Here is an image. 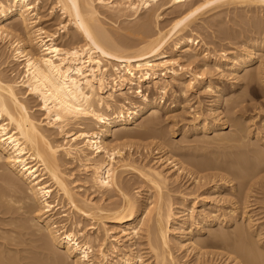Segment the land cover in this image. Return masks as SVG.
<instances>
[{
    "label": "bare ground",
    "instance_id": "obj_1",
    "mask_svg": "<svg viewBox=\"0 0 264 264\" xmlns=\"http://www.w3.org/2000/svg\"><path fill=\"white\" fill-rule=\"evenodd\" d=\"M38 1L40 2L41 0H36L37 3H39ZM158 1L159 0H55L56 7L59 8L62 14L68 18L69 25L76 28L75 31H78V34L80 33L85 41V43L82 44L83 46H80L78 45V37L76 34H69L67 41L69 42L68 45L70 46H67L68 48H63L61 46L62 43L60 44V42H57L59 38L57 36V32L49 34L48 32L44 31L43 28L37 25V19L39 15L38 12L40 8L39 4L32 0H0V43L1 41L8 39V44H10L9 48L11 49L12 54V61L15 62L18 67L23 66V71L21 74L22 77H19V81L14 79L9 80L8 77L3 75V72H0V163L4 162V167L0 166V214H11V216H13L12 214L15 212L23 211L24 213L28 212L32 215L36 212L38 207L40 213H35L33 217L31 216L32 218L30 217V220H32L31 223L34 224L33 229H31L32 232H30L31 230L29 228V224L27 229L30 231H26L27 233L21 232L24 229L21 231L19 230L20 232H17L11 228L12 230L8 231L13 233V235H19L18 237L20 239H17V242L18 240H21V238L26 239L27 237L24 238L25 236H33V239H30L31 244L33 241L34 243L41 242L40 244H42V246L39 243H37L39 246L36 245L35 247V244L34 246H31L35 248L40 246L42 247L39 248V251L41 249L40 252L37 249V251H35L37 256L40 255V257L47 261L45 262L47 264H89L92 262L90 260L91 255L95 256L92 258H98L100 256L102 258L103 264H112V262L116 258H119V256H121L123 259L122 264H146L147 261V264H182L183 262L180 263L181 261H178L182 258V256L179 259L174 257L175 254L173 255L172 253L174 249L171 246L175 245L176 248L179 247L180 249H183L182 247L186 245H183V242L181 241L182 236L177 233L180 230H183L181 234L186 232L184 231L185 229L182 228L188 223L187 219L189 218H192L193 221L195 219L197 231H199L202 225H207L209 227L211 225L217 224L222 225V230L220 229L214 232L208 231L210 233L209 237H207V240H209L210 243L206 245V240V243L202 246H214L213 248L221 247V249H225L226 254L221 255L220 253L221 264H264V252H262L264 250H262L260 247H257L258 241L256 242V240H254L258 251L257 248H250L252 245L255 246V244H252V239L250 242V239L248 238V235L251 234L250 228L252 229L251 223H253V221L251 220L252 216L250 217V213H247L246 210L249 209L250 206L256 204H252V201L249 200L250 197L248 194H246L247 192L245 195L248 197L244 195L245 189H248L247 191H251V188L248 186L250 182L247 179L245 180L248 182L244 180V182H242L243 185L240 186L242 188L239 187L243 190L242 194L244 197L240 195L236 196L237 199L234 200L235 202L229 205L231 207L227 208V210H230L229 212L227 211L228 213L225 211V214L220 212L221 208L217 207V209H219L217 212L223 214L212 216V214L215 212L213 209L216 206H213L212 208L210 206L212 211H209L207 214L208 209L205 210L206 215H204L205 213L203 214L200 212L197 216H202V219L200 221L198 220L197 222L196 219L198 218H195L194 216L196 211L194 209L195 207L191 209L189 208V212L192 211V214L190 212L192 217L190 216L188 218L186 216L187 219H185L184 215H182L184 211L179 210L177 212L176 210L175 212L176 208L182 209L181 204H184L186 199H184L180 205L178 204L177 207L174 206V203H172L170 200V192L167 190L168 188L165 187V185L169 183L168 176L166 177V175L161 170L155 169L153 167L147 168V166L150 165L149 163H147L148 165L146 166L143 165V163H137V161L139 162L140 159L137 161L133 160L132 156L134 155L124 156L120 149L121 145H108V139H110L115 134V132L118 131L117 129L120 128L126 131L129 125L136 124L146 113H152L151 116L153 123L160 121V117L158 118L156 114L161 108L160 102L153 99L152 96L148 94L149 87L145 88V91L142 90L143 86L149 83L152 77L154 79L166 77L167 73L169 72L175 82H177V80L183 81L182 86L186 87L188 91L189 88L192 89L191 87H193L192 82L197 83L196 86L198 87L203 85V87L209 91H215L213 85L206 82V79L208 78V76L206 78V73L209 75L211 74L210 71L207 72L205 70L206 73L202 72L200 74L196 73L197 71L195 69V73L190 72V77H192V79L185 80L183 76L178 73L179 70L176 71L173 67L169 68L163 59L167 57L171 50L174 54H182V49H185L183 51L185 54L184 59L188 60L189 62L193 60V63L197 61L198 57L203 55V62L205 63L204 67L206 68L207 66H210V64H213L218 69H229L228 67L234 64L233 66L235 69L233 72H239L241 70L247 69L248 67L252 66L254 62L259 60L258 55H260L259 51H261V46L259 45L260 43H256L252 46V49L247 50L246 52L244 51L245 54L240 56V58L238 57L239 59L237 58V61L235 62V56H217L207 52V50H202L199 52V50L195 49L194 46H199L200 41L194 39L192 35L197 30L195 25L197 24V21H200V17L209 13V10L211 12L212 8L216 10L223 6H242L247 8L251 13L257 14L258 12L260 15L259 17H261L264 22V16L262 15L264 13V0H215L205 4L202 2L206 0H199L201 4L198 2V5H193V0H189L188 2L190 3L187 2L189 5H185V7L175 11L176 19L170 23L171 26L170 28L168 27L169 29L167 30H162L164 28L162 27L161 29H158V31L155 30V32H157L154 33L146 24L136 25L135 29L130 31L132 35L137 37L135 38L137 40L133 42H129V40L128 42L124 41L113 35L102 23L103 20L101 21L100 18L101 12L97 6L100 4V6L109 11V13H119L120 16L116 14L117 17L119 16V18L122 17V13L125 14V12H132V16L138 18L140 16L139 13L142 12L143 9H145V12H147L152 6L151 4ZM185 1L186 0H168L167 4L169 7H175L181 5ZM184 4L181 6H184ZM163 5L165 4L163 3ZM161 8H152V11L153 13L155 12L154 10L158 12ZM155 15L159 20L160 15L157 13H155ZM13 19L16 22L12 23L13 25L10 27L9 23ZM166 24L167 23H165V25ZM249 24H251V22ZM156 26L153 27L156 28ZM65 27L66 26L63 28L65 29ZM256 31H258L259 34L262 33V31L264 32L263 25L257 28ZM190 33L192 34L190 35ZM196 36L197 35H195V37ZM173 41L175 42V45L174 47L170 48L169 45L171 42L173 43ZM261 42L263 44L262 40ZM228 53L235 55V52L233 51ZM110 59L112 61H117L118 64H113ZM195 59L196 61L194 62ZM105 61L107 64H105ZM3 64L4 62L1 63L0 61V67ZM158 69H161L160 72H158ZM181 69V71H183V68ZM263 70V68H260L257 69L255 73L248 72V74L244 76V79H247L246 88L248 90L252 91L255 89L257 81L262 79V73H264ZM135 85L138 86L139 96L143 98L142 105H136L126 93L127 87L128 92H130V90L133 89V86ZM115 87L118 88V90ZM166 89L167 85H156V90L163 92V94L166 93ZM108 90L112 92L109 91L110 93H108L107 97H104L103 94L107 93ZM115 91L118 92V98L116 100H114L113 96V92L115 93ZM180 91L182 92V89ZM29 96L35 97V99L37 98V100H39L41 103L40 105L38 104L40 107L37 106V108L39 107V110L43 111L45 114L43 117L47 122L44 121L46 122L44 126H47L49 129H57L61 132V134H63L64 137L70 138L67 144H54L55 141L53 142L50 139L51 136L46 134L42 126V123H44L43 120L40 122L34 117L33 114H31L32 112L30 113L31 107L33 110L35 106L30 107L32 104L28 105L27 100H25ZM221 100L222 97H220L219 102H221ZM240 105H242V101ZM233 107H235V105ZM236 107L234 109H236ZM239 107L241 108V106ZM107 111H112V118H110L111 114L109 116ZM232 118L230 119L231 122L233 121L232 126L238 125L236 124V119L232 120ZM86 121L91 123H86ZM216 121L217 120L214 121L212 126H210L211 123L202 122V124H204L203 128L206 129V134L211 129H213L214 132H221L219 131L221 126L220 124H216ZM153 123H149V125ZM75 124L80 127V130L77 133H73V131L70 129L71 126ZM226 124L227 123L225 122V125L221 129L227 128L225 127ZM93 125L97 127V131H95L96 129L92 127ZM126 133L127 132L121 133V136L125 135ZM222 135L221 133L215 134L213 138L217 136V139L219 138L220 140L224 142L226 141L227 143L231 142V136V138H228L227 136L226 138ZM240 137H235L234 140H236V138L238 140ZM220 140L218 143H220ZM61 152H63L64 157H69V159L80 163V165L91 174L89 181H86V183H91L89 185L90 187L88 186L89 189L86 188L87 186H81L78 189L84 188V194L88 192L87 190H92V194L94 195L96 193L105 195V193L109 192L110 190H116L119 194V201L121 198V202H117L116 200L113 201L115 203L110 202V204L105 203V205H100L101 202L97 203L91 200V198H85L86 195L80 196L76 191L77 187L73 188L72 186L73 184L75 185L76 182H70L68 180L70 176L63 172L65 170H62V159H60L59 156ZM100 155L103 156L100 158ZM98 157L100 159H98ZM117 157L119 160H117ZM212 163L214 165L212 164L206 167H204L205 164L203 165L202 163L199 165V168L197 165H194L198 168H196L198 172H193V174L196 175L194 179L195 181H198L197 183H200V180L203 181V179L205 181L209 180L210 183L212 181H217L215 187L217 188L218 183L224 181V184L221 183V185H219L221 186V189L224 186L227 189H232L231 191H233L234 186L227 185L232 182L231 178L235 179L239 178L240 176V178L243 177L251 179V177H254L255 175V173L253 175L254 171H248L250 170L248 166H251L248 163L245 166V170L238 166L239 169H242L239 171L237 169L234 170V168L233 170H230L228 166L229 173L227 170L226 171L228 176L230 175L231 177L228 178L227 175H221L219 168L222 166L219 165L217 167L218 164L216 165L214 162ZM206 170H218L220 174H218V171H216L217 173L215 174L208 176L205 175L203 177L201 175L200 177L199 171L202 172ZM251 170L253 169L251 168ZM125 173L140 175L143 179H145L144 181H147L148 184L150 183V187L148 186L150 190H147H149V192L154 190L155 194H153L155 197L152 195L151 200L153 202H151V204L149 203V201H151L149 197H146L145 200H147L146 203H149L147 205L148 207L149 205H152L151 208L149 207L148 209L147 207H144L145 203L140 204L136 200V196H139L141 191L137 190L138 192L136 191L135 194H133L131 190L132 187L130 188V186H127L128 183H124L123 174ZM227 179L229 180L227 181ZM172 183H175V181ZM204 183L201 182L200 184ZM255 183H253V185H255ZM259 183V187H264V181ZM23 186H26L27 190H25ZM143 186L144 185H142V187ZM199 187L204 186L202 185ZM133 190H136V187ZM165 190L167 194L164 193ZM55 191H57L59 195H62L63 201L65 200L69 204L70 208L73 210V216H79L80 218L87 221L92 220L95 222L97 220L102 221L103 223V221L105 222L106 220L109 221V223L117 224L119 226L117 228H121L120 234L122 239L124 238L123 240L134 241V239L144 236L147 239V244L146 246L144 244L145 248L143 249H145V251H142L143 254H146L145 257H147V261L143 260L145 258L143 255H135V253H133L135 249L133 247L134 245L132 246L129 244L130 246L128 248L126 247L127 250H122L123 252H119V247L121 246L120 241L122 240L120 238V240H117V243H111V248L106 250V240H108L106 238L107 235H109V230H106V234L104 235L106 237L103 238L100 237L99 232H94L84 236V231L87 227H82V221H78L79 223L77 222L78 225L76 224V228L74 222H72L74 229H71L70 232L64 230L66 227L60 226V222L54 218L58 216V213L57 215L53 214L56 206L53 205L55 200L54 202H50L51 200L49 201ZM236 193L232 195L233 199L235 198L234 196L239 192L237 194ZM197 199L200 200L197 201L195 205L198 203L202 205L207 203V199L202 195ZM256 203L258 202L256 201ZM208 205L209 204H206V206ZM202 210H204V208ZM61 213L59 212V214ZM238 215H241L240 219L242 218L243 221L247 220V225L251 224L248 227L246 226L247 229H240L239 226L236 228H239L240 230H235V227L232 228V223L235 221L237 222L236 216L238 217ZM16 219L14 220L13 217L14 221H17ZM96 223L99 224V222ZM11 224L12 223H10V225ZM13 225H15V222ZM243 226H245V224ZM34 227H36L37 230H35ZM17 228H20V226L18 225ZM231 229H234V231ZM103 230L104 229H102V231ZM2 231L7 233V230ZM3 232H0V237L8 236L7 238H11V233H8L10 235L9 236L8 234L5 235ZM193 233L194 232H192V235ZM258 233L259 232H257V234ZM34 236L36 238H34ZM259 236L255 237L258 238ZM5 238L6 237L2 239L6 240ZM2 239L0 238V240ZM26 240L27 242L30 241L28 239ZM23 241H20L19 243L25 244L26 241H24V243ZM44 241L45 243L43 244L42 242ZM4 242L2 243L4 245H2L3 247L0 245L2 248V250L0 249V264H35L33 261H36L34 260L37 257H35L36 254L34 256L31 255L34 258L32 260L31 256L28 257V255L23 254L22 251L24 249L22 248V250L19 249L16 251L17 257L15 256L16 258H14L16 260H12L11 258H13V253L11 254V252L14 250L10 248L12 246L11 243H15V245L19 246L20 244L16 242L15 238H12L10 242L6 241L7 243L5 242V244ZM172 242L173 244H176L172 245ZM249 242L252 245H250ZM195 243H193V246L195 245L196 247ZM247 243H249L250 247H248L250 249L247 247ZM253 249H256V252ZM259 249H261V253L259 252ZM60 250L62 253H60ZM32 251L33 249L31 250L30 254L35 253V251L33 253ZM201 251L202 250L198 252L201 253ZM205 252L206 256H208V254H212L207 253L208 251L205 250L203 254ZM200 253H198L200 256L197 255L198 257L194 259L196 264H204L202 262V258L204 257L201 255L202 253ZM26 254H28V252ZM199 257H201L202 261ZM185 259H187V257ZM37 261L40 262L39 258ZM209 263L212 264L213 261L212 263L208 262L207 264Z\"/></svg>",
    "mask_w": 264,
    "mask_h": 264
},
{
    "label": "rangeland",
    "instance_id": "obj_2",
    "mask_svg": "<svg viewBox=\"0 0 264 264\" xmlns=\"http://www.w3.org/2000/svg\"><path fill=\"white\" fill-rule=\"evenodd\" d=\"M32 1L37 3L36 0H32ZM188 1L189 0H186L185 2H183L181 4V5H183L185 3L184 6L178 5L175 7L174 6L169 7V5L167 4L168 0H164V2H163V0H159L156 3H152L151 4L152 6L150 7V9L147 12H145L146 10L143 9V11L139 13L140 16L138 18L132 16L133 15L132 12H130V13L125 12V14L122 13V15L124 17L121 15L122 16V17H120L121 19L119 18V16H120L119 13L110 12L111 13L110 14L109 11H107L105 8L101 7L100 4L97 3L98 4L97 6L101 12L100 18H101V21L102 20L104 21V22L102 21V23L105 25V27L113 35H115L119 39H122V40L127 41V42H128V40H129V42H133V41L137 40V39H135L137 37L132 35L130 33V31H133V29H135L136 25L146 24L147 26H149V29L151 31H153L154 33H156L158 31V29H161L162 27H164L162 30H167L171 26L170 23L173 22L174 19H176L175 11L180 10L182 7H185V5L186 6L189 5L188 3H190V2H188ZM200 1L199 0H193L194 4L193 3L192 4L198 5L197 4L198 2H199V4H201ZM212 1H215V0H206V1H203L202 3L205 4V3H210ZM163 3L165 5H163ZM37 4L40 5L39 12H38L39 15H38V19H37L38 23H39V24L37 23V25L39 27L43 28L44 31L48 32L49 34L50 33L53 34V33L57 32V36L59 37L57 42L58 43L60 42V44L62 43L61 46L63 48H68L67 46H70V45H68L69 42L67 41L69 34H72V35L76 34V36L78 37L77 38L78 45L83 46L82 44L85 43L84 38L81 36L80 33L78 34V31L77 32L75 31L76 28L69 25L68 18L62 14V12L60 11L59 8L56 7L55 0H53V1L52 0H41ZM199 6H201V5H199ZM155 7L156 8L164 7V8H161L158 12H156V10H154L155 12L153 13L152 8L156 9ZM175 8H176V10H175ZM211 10H212L211 12L209 10V13L206 12L207 13L206 15H203L202 17H200V19H199L200 21H197V24L195 25L197 30L194 32L195 34L193 33L192 37L194 39H197V41H200L199 46H196V45L194 46L195 49L199 50V52H201L202 50H207V52L215 54L217 56L218 55L219 56H235L234 60L236 62L237 58L238 57L240 58V56L244 55L247 50L252 49V46L254 44L260 43L259 45L261 46L260 47L261 51H259L260 55H258L259 60L254 62L252 64V66L248 67L247 69L241 70L239 72H233L235 69V67L233 66L234 64H232V66L228 67L229 69H227V68L218 69L213 64H210V66H207V68H206V67H204L205 63L203 62V60H204V58L202 57L203 55L202 56L200 55L201 57H198L197 61H196V59L194 60V62L196 61L197 63L196 62L193 63V60L190 61L191 62L190 63L188 60L184 59L185 54L183 53V51L185 49H182L183 50L182 54L181 53H179V54L175 53L174 54V53H172V50H171V52L168 53L167 57H165L163 59V61L166 62V65L169 68L173 67L176 71L179 70L178 73L181 74L185 80L192 79V77H190V72L195 73L197 71L196 73L201 74L202 72H205V70L207 72L210 71L211 74H209V75H208V73L205 72L206 78L208 76V78H207L208 80L206 79V82L213 85V88L215 91L210 90L211 91L210 92L208 89L204 88L203 85L198 87V86H196L197 83H194V82H192V84H193V87H191L192 89L189 88V91H188V89L186 87L182 86L183 81L177 80V82H175V80L172 79V76L169 72L167 73L166 77H160L159 79H154L152 77V79L149 81V83H147L146 85L143 86L142 90L145 91V88L149 87L150 92L148 91V94L151 95L153 99L160 102L161 108L158 110L159 112L156 113L158 118L160 117V121L158 119L159 122L153 123L152 122V116H151L152 113L151 112L146 113L143 115V117L136 124L129 125L128 126L129 129L127 128L126 131L122 130L120 128L117 129L119 131V132L116 131L118 134L115 132V134L110 139H108V142H109L108 145H110V144L111 145L114 144L117 146L121 145L120 149L123 152L124 156L134 155V156H132L133 160L137 161L140 159L139 162L137 161V163H139V164L143 163V165H145V166L148 165L147 163H149L150 165L147 166V168L153 167L155 169L161 170L166 175V177L168 176V178L170 180L168 179L169 183H167L165 185V187H167L168 189L167 188H165V189H167L170 192V194H169L171 197L170 200L172 203H174V206L177 207L178 204L180 205V203H182V201L184 199H186L185 203L181 204L182 209L176 208L175 212H176V210H177V212L179 210L184 211L182 215H184V218L187 219V217L189 218L192 214V211H190L191 212V214H190L189 210L191 208L195 207L194 209L196 211L194 210L195 211L194 216H195V218H198V219H196L197 222H198V220L200 221L202 219V216H199V217L197 216L200 212L204 214L206 212L205 210L208 209L207 210V214H208L209 211H212V209H210V206H211V208L213 206H216L213 209V211H215V212H214V214H212V216L213 215L218 216V214L222 215L223 213L225 214V212L228 213L230 210H227V208L231 207L229 205H231L232 203L235 202L234 200L237 199L236 196L240 195V196L244 197L242 194L243 190L240 189L242 187H240V186L243 185L242 182H244V180L247 179L250 182L248 184V186H249V188H251V191L250 190L247 191L248 189H245L244 195L247 192L246 194H248V196L250 197L249 200L252 201V204H256V205L250 206V208L246 210L247 213H250L249 216L250 217L252 216L251 220L253 221V223H251L252 225L250 224L252 229L249 227L251 234L249 233L250 235H248L249 236L248 238L250 239L249 240L250 242L252 239V244H255L254 240H256V242L258 241L257 242L258 246L256 244L254 246L249 242L250 245H252L253 247L252 246L250 247L249 243H247L248 244L247 247L249 246L251 249L260 247L262 250H264V247H262V246H264V224H263L264 223V192H263L264 187H259L260 185H258L259 182L264 181V161H263L264 160V133H263L264 132V73H262L263 74L262 79L260 81H257L256 87L252 91H250L246 88L247 79L246 80L244 79L245 78L244 76H246V74H248V72L249 73H251V72L255 73L257 71V69H260V68L264 69V32L262 31V33L259 34L258 31H256V29L259 28L260 26L263 25V27H264V22H263V19H261V17H259L260 15L258 14V12H257V14L251 13L248 11L247 8L242 7V6H239V7L236 5H231L229 7L223 6V7H219L216 10H214L213 8ZM155 13L160 15L159 20L156 18ZM116 14L119 16L117 17ZM262 15L264 16V13ZM35 18H37V17H35ZM14 22H16L14 19L10 21V23H9L10 27L13 25L12 23H14ZM250 22H251V24H249ZM165 23H167V24L165 25ZM163 24H164V26H163ZM252 24H254L255 26ZM156 25H159V26H156ZM7 26H9V25H7ZM64 26H66L65 29L63 28ZM153 26L154 27L156 26L157 29L154 28ZM126 30H127V32H126ZM155 30H157V31L155 32ZM191 34L192 33H190V35ZM128 35H129V37H128ZM195 35H197V36L195 37ZM256 35H257V37H256ZM81 40H83L84 42ZM261 40L263 41V44H262ZM79 42H81V43H79ZM174 45H175V42L173 41V43L172 42L170 43L169 47L172 48V47H174ZM9 47H10V44H8V39L5 41L4 40L1 41V43H0L1 60L0 61H1V63L4 62V64L5 63L6 64L1 65L0 72H3V75L5 77H8L9 80L14 79V80L19 81L20 78L22 77L21 74L23 71V66L18 67L17 64L12 61L11 49ZM230 51L235 52V55L229 54L228 52H230ZM111 62L113 64H118V62L115 60H113V61L111 60ZM105 64H107V62ZM109 68H110V65H109ZM181 68H183V71H181L182 70ZM200 68H202L204 70H202ZM195 69H196V71H195ZM2 70H4V71H2ZM5 70H6V72H5ZM160 70L161 69H158V72H160ZM111 72H112V70H111ZM263 72H264V70H263ZM183 74H185V75H183ZM17 78H19V79H17ZM158 84L159 85H161V84L167 85V89L165 90L166 93L163 94V92L156 90V85H158ZM183 87H184V89H183ZM116 89L118 90V88H116ZM181 89H182V92L180 91ZM138 90H139L138 86L135 85V86H133V89L130 90V92H128V87H127L126 93L131 98V100L133 102H135L136 105L137 104L142 105L143 104L142 103L143 98L141 96H139ZM185 90H186V92H185ZM109 91L110 90H108L107 93L103 94V96L107 97L108 93L112 92V91H110V92ZM183 91L185 92V94ZM113 96H114V100H116L118 98V92H116V91H115V93L113 92ZM29 97L25 99V100H27L28 105L32 104V105H30V107L35 106L33 110L31 107L32 111L30 110V113L32 112L31 114H33L34 117L37 120H39L40 122H42V120H43V122L46 121V119L43 117V116H45L44 112L39 110L40 109L39 105L41 104L39 102V100H37V98L35 99V97H32V96H31L32 98L30 97L31 99ZM220 97H222L221 102H219ZM28 99H29V102H28ZM241 101H242V105H240ZM233 104L235 105V107L237 104L236 109H234L235 107H233L234 106ZM37 106H39V107L37 108ZM172 106H174V107H172ZM230 106H231V109H230ZM239 106H241V108ZM33 111H34V113H33ZM107 113H109L108 114L109 116L111 114L110 118L113 117L112 111H107ZM230 117L231 118L233 117L232 120L236 119V124H238V125L232 126L233 121L232 122L230 121V119H231ZM213 120L214 121L217 120L216 124H220L221 127H220L219 131H221V132H214L213 129H211L206 134L205 133L206 129L203 128L204 124H202V122L203 123L204 122L205 123H211L210 126H212L214 123ZM46 122L42 123L43 125L42 124L41 125L43 126L46 134L48 136H51L50 139L53 142L55 141L54 144H67L69 142L70 138L64 137L63 134H61V132L59 130L49 129L47 126H44V124H46ZM225 122L227 123L225 126L227 128L221 129L225 125ZM230 122H231V124H230ZM86 123H91V122L86 121ZM149 123H153V124H150L151 125L150 126ZM155 124H157V125H155ZM92 127L94 129H96L95 131H97L96 126L93 125ZM92 127H91V129H92ZM70 129L73 131V133H77L80 130V127L75 124V125L71 126ZM120 132L121 133L127 132V133L125 135L121 136L122 134ZM119 133H120V135H119ZM220 133H221V135L223 134L222 136H224V137L227 136L229 138L231 136L232 137V138L230 137L231 142L229 141L230 143H227L226 141L224 142L218 138L220 140V143H218L219 140L216 138L217 136H215V138H213V136L215 134H220ZM233 136H234V138H233ZM235 137H240V139L237 140V138H236V140H234ZM215 139H217L218 141ZM233 140H234V143H233ZM238 141H240V142H238ZM122 147H123V149H122ZM59 156H60V159H62L61 160V164L63 165L62 170H65L63 172L66 173L68 176H70L68 178V180L70 182H76L75 185L73 184L72 186H73V188L77 187L76 191L78 192V194L80 196L86 195L85 198H91V200H93L94 202H97V203L101 202L100 205H105V203L110 204V202L115 203L113 201H116V200H117V202H121V198L119 201V198H118L119 194L116 190H110L109 192H106L107 194L105 193V195L104 194L101 195L98 193H96L94 195V194H92L93 193L92 190L91 191L87 190L88 192L86 194H84L85 193L84 188H82V189H78V188L81 186H87L86 188L89 189L88 186L91 183L90 182L86 183V181H89V179L91 178V174L89 172H87L80 165V163H78L77 161L75 162V160L69 159V157H64L63 152H61ZM102 156L100 155V158ZM244 156H245V159H244ZM241 157L243 160L241 159ZM100 158L98 157V159H100ZM170 158H171V160H170ZM117 160H119L118 157H117ZM212 162H214L216 165L218 164L217 167L219 165L222 166L219 168V171H221V175L223 174L224 176L225 175L228 176L229 168H230V170H233V168H234V170L237 169L238 171L242 170V169L245 170L246 169L245 166L248 163H249V165H251V166L247 165L250 168V170H248V171H250V172L254 171L253 175H254V173H255V175H254V177H251V179L250 178H243V177H242L243 178L242 179V178H240V176H239V178L234 179V178H231L229 175L228 178H231L232 182L227 184V185L234 186L233 191H231L232 189H227L224 186L221 189V186H219V185H221V183L224 184V181L218 183V185H217L218 189L215 188L217 181H214V182L212 181L210 183L209 180L205 181L203 179V181L205 183L207 182L206 184L202 180H200V183L202 182L204 184L197 183L198 181H195V179H194L196 175L193 174V172L197 171L196 168L197 167L199 168V165H201L202 163H203V165L205 164L204 167H206L208 165H212L213 164ZM260 162H262V163H260ZM208 163H210V164H208ZM194 165H197V167ZM0 166L4 167V162L0 163ZM228 166H229V168H228ZM238 166L242 167V169L241 168L239 169ZM200 167H202V166H200ZM181 168H182V170H181ZM251 168L253 170H251ZM1 170H3V169H1ZM226 170L228 171V173ZM216 171H218V170H216ZM216 171L215 170H206V171H202V172L199 171V174H200V177H201V175L203 177L205 175L208 176L211 174H215V173H217ZM219 171H218V174H220ZM123 176H124L123 177L124 183L125 184L128 183L127 186H130V188L132 187L131 190H132L133 194H135V192L137 190L141 191V194H139V196H136V200L140 204L145 203L144 207H147L148 209H149V207L151 208L152 205H149V207L147 205L149 203L151 204V202H153L151 200V197H152V195H153V197H155L154 196L155 193H154V190L149 192L150 188H148V186L150 185V183L148 184L147 181H144L145 179H143L140 175H136V174L132 175V174L125 173V174H123ZM191 176L193 179L191 178ZM260 179H262V180H260ZM228 180L229 179H227V181ZM247 180H245V181H247ZM174 181H175V183H172ZM142 182H143V184H142ZM253 183H255V185H253ZM134 184H135L136 190H133V189H135ZM142 185H144V186L142 187ZM202 185L204 187H199ZM140 186H141V188H140ZM23 187L25 188V190H27L26 186H23ZM198 187H199V189H198ZM258 188H260V189H258ZM147 189H149V190H147ZM172 191H175V192H172ZM236 192L237 193L239 192L240 194L239 193L237 194ZM248 192H250L251 194ZM164 193L167 194L166 190ZM235 193L237 195H235L234 196L235 198L233 199L232 195H234ZM201 195L207 199L206 204H209L208 206H206V204L202 205L200 203L195 205V203L200 200L197 198ZM245 196H247V195H245ZM146 197L150 198L151 201H149V203H146L147 202V200H145ZM152 199H154V198H152ZM194 199H195V201H194ZM54 200H55V203L53 205H56L57 207L62 205L58 208L55 206V210H54L53 214L57 215V213H58V216L54 217V218H55V220L60 222V226L66 227L64 230L70 232L71 229L72 230L74 229V225L72 226V224H73L72 222H74L75 228H76L78 223L81 221H82V224L84 225V226L82 225V227H84V228H85V226L87 227V228H85L84 236L87 234H92L94 232L95 233L99 232L100 237L103 238V237H106V236H104L106 234V230H109V235H107V238H106V239H108V240H106V242H107L106 243V246H107L106 250L110 249L112 244L117 243V240L122 239L121 234H120L121 228H117V227H119L117 224L109 223V221H106V220H105V222L103 221V223H105V224H103L102 221H97V220L95 222L92 220L87 221V220L80 218L79 216H76V215L73 216V210L70 208L69 204L65 200L63 201L62 195H59V193H57V191H55L53 193L52 198L49 199L50 202H54ZM61 200H62V202H61ZM255 200L258 203H256ZM102 203H104V204H102ZM193 203H194V205H193ZM217 207L221 208L220 212H223V213L217 212V211H219V209H217ZM203 208H204V210H202ZM215 209H217V210H215ZM38 212H39V209L37 207L35 213L39 214L40 212L39 213ZM59 212L60 213L62 212V213L59 214ZM22 213H23V215H22ZM26 213H28V212H26ZM26 213H24L23 211H17L14 214H12L13 216H11V214L10 215L9 214L8 215L0 214V232L2 233L3 232L2 230H4V231L7 230L6 231L7 233L3 232L6 235L8 233H11L8 230L11 231L12 229L16 230L17 232L19 230L21 231L23 229L24 230L26 229L25 232H24V230L21 231L22 233H27L26 231H28L27 228L29 226H30L29 227L30 230L33 229L34 224L31 223L32 220H30V219L35 215V213L32 215L30 213H28V214H26ZM50 214H52V213H50ZM204 215H206V213ZM13 217H14V220L17 218L16 219L17 221H14ZM240 217H241V215L240 216L238 215V217L236 216L237 222L236 221H235L236 223L234 222L235 225H234V223H232V226H233L232 228L235 227L234 228L235 230L239 229V228L240 229H242V228L247 229V227L250 226V225H247L248 224L247 220L243 221V219L241 218L242 219L241 220ZM20 218H21V220H20ZM222 218H223V216H222ZM187 220H188V223L184 226L185 228L184 227L182 228V229H185L184 231H186V232L181 234L183 232V230H180L181 232L178 230L179 232L177 233V234H180V236H182L181 241L183 242V245L184 244H186V245H184L182 247L183 249H180L179 247L176 248V246L174 245L176 243L173 244L174 241L171 243L172 245H174V246H171L174 249L172 252L173 255L175 254L174 257H177V259H179L182 256V258L178 260L179 262L181 261L180 263L183 262L182 264H188V262H189V264H191L192 262L196 264V262H194V259L196 257L200 256L198 254L200 252H198V251L202 250L204 252V250H205V251H208L207 253H212V254H208V256H206V252L203 254V252L201 251L202 254L201 253L200 254L204 257V258H202L203 261L201 260L202 256L199 258L204 264H205L206 260H209V261H206V264L208 262L212 263V261H213L212 264H221V262H220L221 255L226 254L225 249H223V248L221 249V247L220 248L219 247L213 248L214 246H205V247H202V246L206 242H207L206 245L210 243L209 240H207V237H209V233L211 231L214 232V231H218L220 229L222 230V225H220V224L211 225L210 226L211 228L207 225H202L201 228L199 227L200 228L199 231H197L196 230L197 224L195 223V219H194V221L192 218H189ZM10 221H12V222H10ZM14 222H15V225H13ZM96 222H99V224H97ZM10 223H12L11 225H13V226H11ZM94 223L96 224V227H95ZM16 224H17V226H16ZM20 224H23V225H20ZM24 224H25V226H24ZM28 224H29V226H28ZM192 224H193V226H192ZM244 224H245V226H243ZM18 225L20 226V228H17ZM98 225H100V226H98ZM106 225H107V227H106ZM238 226H239V228H236ZM101 228L104 230L102 231ZM34 229L37 230L36 227H34ZM234 229H231V230L234 231ZM96 230H98V231H96ZM229 230H230V228H229ZM208 231H210V232H208ZM254 231L256 234H257V232H259V233L256 235L254 233ZM30 232H32V230ZM192 232H194L193 235H192ZM260 232H261V234H260ZM186 233H188V234H186ZM4 234H3V236H4ZM11 234H12L11 238L10 237L7 238L8 236H4V237H6L5 238L6 240L2 239L4 237H0L3 240V241L0 240L1 247L4 246L2 244L4 241L10 242L12 240V238H15V240L17 242V239H20L18 237L19 235H17V234L13 235V233H11ZM259 234H260V236H259ZM255 236L256 237L259 236V237L256 238ZM28 237H30V238H28ZM32 237L31 236H25L24 238L30 240ZM252 237H255L256 239L252 238ZM34 238H36V237L34 236ZM9 239H10V241H9ZM26 239L21 238V240H18L17 243H19L20 241H23V240L26 241L25 244L19 243L21 247L19 245H15V243H11L12 246L9 245V246H11L10 248H12V250L15 251V252L14 251L11 252V254L13 253L12 254L13 258H11L12 260H16V259H14L17 257L16 251L21 249V248L25 250V252H24V250L22 251L24 255H28V257H30L31 255L34 256L36 254L35 257L37 256L36 251L37 250L39 251V248H42L41 247L42 244H40L41 242L40 243L39 242L34 243V241H33V243L31 244L30 243L31 240L27 242ZM123 239L120 241L121 246L119 247V249H120L119 252H123V251L127 250V248L130 245H132V246L134 245L133 247L135 249L133 247L132 248L134 249L133 253H135V255L141 254V255H143V257L146 256V254H143V251H145V249H143V248H145V246L147 244L146 243L147 239L144 236L140 237V238H136V239H134V241H130V240L127 241V240H123ZM46 240H47V238H46ZM199 240H201L203 242H201ZM260 240H261V243H260ZM24 241H23V243H24ZM45 241L42 243L44 244ZM197 241H199L200 243ZM5 242H4V244H5ZM47 242H48V240H47ZM37 243H39L41 246L35 248L36 245L39 246V244H37ZM193 243L196 244V247H195V245L193 246ZM34 244H35V247H33ZM144 244H145V246H144ZM31 245H33V246H31ZM140 245H142V246H140ZM1 247H0V249L2 250ZM258 248H257V251H258ZM30 249L31 250L33 249L32 253L36 249L37 250L35 251V253L30 254L31 253ZM261 249H259L260 253H261ZM27 250H30V251H27ZM26 251L28 252V254H26L27 253ZM40 251H41V249H40ZM262 252H264V251H262ZM60 253H62L61 250H60ZM220 253H221V255H220ZM185 255H187V256H185ZM32 256H31V258L33 260L34 258ZM93 256L94 255H91V258H90V260L92 261V262H90L91 264L92 263L93 264H103L102 258L100 256L98 258H92ZM186 257H187V259H185ZM207 257H208V259H207ZM209 257H210V259H209ZM38 258H39V261L41 263L37 261ZM146 259H147V257H145L143 260L147 261ZM34 260H36V261H33L35 264H38V263L47 264V263H45L47 261L44 260V258L40 257V255L37 256L36 259H34ZM190 261H191V263H190ZM122 262H123V259L121 256H119V258H116L112 262V264H122ZM202 262H200V263H202ZM147 263H148V261H147ZM223 264H226V263H223Z\"/></svg>",
    "mask_w": 264,
    "mask_h": 264
}]
</instances>
